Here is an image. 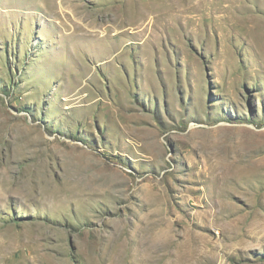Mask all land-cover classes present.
I'll return each instance as SVG.
<instances>
[{"label": "rangeland", "instance_id": "obj_1", "mask_svg": "<svg viewBox=\"0 0 264 264\" xmlns=\"http://www.w3.org/2000/svg\"><path fill=\"white\" fill-rule=\"evenodd\" d=\"M59 1L0 0V264H264V0Z\"/></svg>", "mask_w": 264, "mask_h": 264}, {"label": "bare ground", "instance_id": "obj_2", "mask_svg": "<svg viewBox=\"0 0 264 264\" xmlns=\"http://www.w3.org/2000/svg\"><path fill=\"white\" fill-rule=\"evenodd\" d=\"M68 3L70 4V1L69 0H60L58 3H56L57 4V7L60 9V12H63L64 10H65V8L68 6ZM78 8H80V7H78ZM79 10V9H78ZM59 11V10H58ZM67 14V13H66ZM224 181V180H223ZM222 187V186H221ZM3 193V192H2ZM1 196H2V198H4V196L5 195H0V198H1ZM6 197V196H5ZM135 237V236H134ZM87 241H88V244H90L91 245V236H88L87 237ZM157 246H159V243L158 244H156L155 243V247H157ZM162 247H164L163 245H162Z\"/></svg>", "mask_w": 264, "mask_h": 264}]
</instances>
